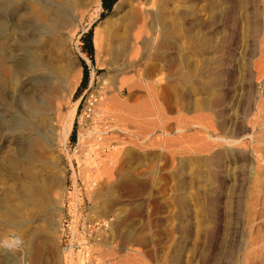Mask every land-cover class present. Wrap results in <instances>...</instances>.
Masks as SVG:
<instances>
[{
	"label": "rangeland",
	"instance_id": "rangeland-1",
	"mask_svg": "<svg viewBox=\"0 0 264 264\" xmlns=\"http://www.w3.org/2000/svg\"><path fill=\"white\" fill-rule=\"evenodd\" d=\"M115 5L0 0V264H264V0ZM41 59L68 152L21 98Z\"/></svg>",
	"mask_w": 264,
	"mask_h": 264
},
{
	"label": "bare ground",
	"instance_id": "bare-ground-1",
	"mask_svg": "<svg viewBox=\"0 0 264 264\" xmlns=\"http://www.w3.org/2000/svg\"><path fill=\"white\" fill-rule=\"evenodd\" d=\"M49 4H51L52 6H53V9H54V12H56V14H57V16H59L60 17V15L62 14V12L65 10V9H67V8H65V6L64 5H62V4H60L58 1L57 2H50ZM125 4V0H119L117 3H116V5H115V8L117 9H119V8H121L123 5ZM2 9V8H1ZM98 10H99V8H98ZM2 11V10H1ZM53 12V11H52ZM53 12V13H54ZM66 13H67V10L65 11ZM1 14V13H0ZM55 14V15H56ZM64 14V13H63ZM52 15H54V14H52ZM67 15V14H66ZM63 17V16H62ZM55 18V17H54ZM54 18H52V19H54ZM58 18V17H57ZM50 19V18H49ZM62 19V18H61ZM47 20V19H46ZM57 20V19H56ZM55 20V21H56ZM52 21V20H51ZM60 21V20H59ZM58 24L60 23V22H58V20L56 21ZM63 23V22H62ZM65 23V22H64ZM92 23L93 22H91L90 24H89V26L90 25H92ZM106 23V22H105ZM31 25V24H30ZM60 25H61V23H60ZM28 26V25H27ZM26 26V27H27ZM37 25H35V27H36ZM57 26H59V25H57ZM32 27H34L33 26V24H32ZM31 27V29L32 30H34V28H32ZM43 27V26H42ZM63 27V26H62ZM37 28V27H36ZM35 28V29H36ZM39 28H41V27H39ZM44 28V27H43ZM59 28H61V27H59ZM100 28L101 27H99L98 29H97V32H96V34H95V42H97L98 40H97V34L98 33H100ZM26 29V28H25ZM24 29V30H25ZM29 29V28H28ZM38 29V28H37ZM42 29V28H41ZM42 31H44V30H42ZM41 31V32H42ZM25 32H27V31H25ZM138 32V31H137ZM140 32H142V35L144 34V32L141 30V31H139V33ZM30 33V32H29ZM35 33H36V31H35ZM48 34V33H47ZM46 34V35H47ZM141 35V33L139 34V36ZM141 35V36H142ZM53 36V35H52ZM138 35H136V37H137ZM145 36V35H144ZM143 36V37H144ZM46 37V36H45ZM142 37V38H143ZM51 38V37H50ZM54 37H52L51 39H53ZM150 39V38H149ZM47 40H49V39H47ZM97 40V41H96ZM140 41H142L143 43L142 44H144V43H146V40H145V38H143L142 40L140 39ZM50 42H51V40H50ZM148 42V41H147ZM150 42V41H149ZM148 42V43H149ZM151 43V42H150ZM98 44V43H97ZM141 44V45H142ZM146 45V44H145ZM150 45V44H149ZM47 46V45H46ZM44 47V46H43ZM44 50H46V49H44ZM44 50H43V52H44ZM46 52V51H45ZM44 52V53H45ZM21 55V54H20ZM19 56V55H18ZM44 56H45V54H44ZM43 56V57H44ZM20 57V56H19ZM18 57V58H19ZM24 57V56H23ZM14 58H15V56H14ZM17 58V57H16ZM17 58V59H18ZM50 58V57H49ZM30 59V58H29ZM29 59H27V60H29ZM11 60H15V59H11ZM33 60V59H32ZM39 60V59H38ZM49 60H52V58L51 59H49ZM18 61V60H17ZM16 61V63L17 64H19V62H17ZM21 61V60H20ZM22 61H24V60H22ZM52 61H54V59L52 60ZM89 61V60H88ZM15 62V61H14ZM26 62V64H27V61H25ZM24 62V63H25ZM35 62V61H34ZM125 62V61H124ZM15 63V64H16ZM22 62H20V64H21ZM31 63V62H30ZM36 63V62H35ZM40 66H41V68L40 69H38L37 68V70L38 71H36V72H33V73H31V72H29V73H25L24 71V74L22 75V77H23V79L22 80H20V81H23V86L24 87H27L28 88V91H25V92H22L21 91V98H22V101L24 102V104H26L33 112H36L40 117H41V120L43 119V120H45V122H47V124H50V126L52 125H57V124H61V138H62V144H61V146L63 147V148H65V151L66 152H68V150H67V147H66V145H67V140H68V136H70V134H71V131H72V129H73V126H74V121H75V117H76V115H77V110H78V104H79V102H76L75 104H74V106L71 108V110H69L68 112H65V108H68V105H69V100L71 99V97L73 96L72 94H69V92L68 93H62L61 92V87L59 86V84H57L56 82H57V77L55 76L56 74V72H58L57 70L59 69V65H57L56 64V62H55V66H54V64L51 62V61H48V60H45V59H41V61H40ZM128 63V62H127ZM16 64V65H17ZM25 64V65H26ZM32 64V63H31ZM34 65H36V64H34ZM38 65V64H37ZM122 65V64H121ZM124 65V64H123ZM32 66H33V64H32ZM31 66V67H32ZM57 66H58V68H57ZM25 68H26V66H24ZM126 67V66H125ZM130 67V66H129ZM19 68V67H18ZM24 68V69H25ZM28 70H30V64H29V66H28ZM36 68V67H35ZM123 68V67H122ZM32 69V68H31ZM34 69V68H33ZM57 69V70H56ZM19 70H20V68H19ZM18 70V71H19ZM60 70V69H59ZM26 71V70H25ZM33 71V70H32ZM20 72H22V70L20 71ZM22 72V73H23ZM60 72V71H59ZM17 73H19V72H17ZM58 74H60V73H58ZM74 74V73H73ZM73 74H72V76H73ZM75 75V74H74ZM21 77V76H20ZM72 78V77H71ZM60 79V78H59ZM69 81H72V80H70L69 79ZM69 81H68V83H69ZM59 83V82H58ZM74 83V82H73ZM91 83H93V79H92V81H91ZM66 84V83H65ZM62 85V84H61ZM68 85V84H67ZM72 85V84H71ZM22 86V85H21ZM20 86V87H21ZM63 86V85H62ZM70 86V85H69ZM24 87H23V89H24ZM63 87H65V86H63ZM62 87V89H64ZM71 89V88H70ZM25 90V89H24ZM70 91V90H69ZM71 93V92H70ZM73 93V92H72ZM92 99L90 100V101H88V102H90V104H89V106H88V108H89V113L90 114H92V116H94V115H96L97 113L100 115V117H101V115L104 113V111L103 110H101V108H100V104L102 103V97H101V94L100 93H98V95L96 94H94V92H91V96H90ZM98 100V101H100L99 103H97V104H95V101H93V104H92V100ZM110 101V100H109ZM96 105H97V110H96ZM108 105L109 106H113V102L112 101H110L109 103H108ZM1 108V107H0ZM9 110V109H8ZM7 110V111H8ZM2 111H3V109H2ZM5 112H6V110H4ZM11 111V110H10ZM112 111H113V109H112ZM1 112V111H0ZM111 112V111H110ZM3 113V112H2ZM107 113V112H106ZM97 114V115H98ZM98 115V116H99ZM89 116V115H88ZM108 122V121H107ZM60 126V125H59ZM239 127H241V126H239ZM243 127V126H242ZM245 127V126H244ZM243 127V128H244ZM245 131V130H244ZM241 132V131H240ZM242 132H243V130H242ZM107 133H108V131H107ZM33 134V133H32ZM103 134V133H102ZM238 134V133H237ZM112 138V137H111ZM110 138V139H111ZM106 139L108 140V138H105V137H102L101 136V140H102V142L104 141H106ZM101 142V141H100ZM238 146V145H237ZM100 147V146H99ZM127 186V185H126ZM126 186H125V188H126ZM77 226V225H76ZM47 241V240H46ZM44 240L43 239H41L38 243H39V245H44ZM58 250H59V247H57V244H56V247H55V251H56V261H57V258L59 257L58 256ZM74 246H71L70 248H69V252H67L66 254H68V255H66V258L68 257L69 258V263L68 264H76V262H75V260H74ZM65 252H66V250H65ZM84 254V253H83ZM67 258V259H68ZM59 259V258H58ZM60 261V260H59ZM62 261V260H61ZM35 262V261H34ZM36 262H38V261H36ZM58 262V261H57ZM80 263H83L82 262V260L80 259ZM37 264V263H36ZM56 264V263H55ZM58 264H59V262H58ZM61 264H62V262H61Z\"/></svg>",
	"mask_w": 264,
	"mask_h": 264
},
{
	"label": "trees",
	"instance_id": "trees-1",
	"mask_svg": "<svg viewBox=\"0 0 264 264\" xmlns=\"http://www.w3.org/2000/svg\"><path fill=\"white\" fill-rule=\"evenodd\" d=\"M117 0H102V5L107 10L112 9V7L116 4ZM92 31H89L87 35L83 36L82 38L85 39V49L92 53L93 51V43H92ZM87 65L85 64V76L87 75ZM73 130V129H72ZM72 132V131H71ZM74 137V132H72V139Z\"/></svg>",
	"mask_w": 264,
	"mask_h": 264
},
{
	"label": "built area",
	"instance_id": "built-area-1",
	"mask_svg": "<svg viewBox=\"0 0 264 264\" xmlns=\"http://www.w3.org/2000/svg\"><path fill=\"white\" fill-rule=\"evenodd\" d=\"M69 248H70L69 246L68 247H65V250L67 251V250H69Z\"/></svg>",
	"mask_w": 264,
	"mask_h": 264
}]
</instances>
